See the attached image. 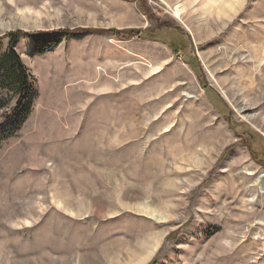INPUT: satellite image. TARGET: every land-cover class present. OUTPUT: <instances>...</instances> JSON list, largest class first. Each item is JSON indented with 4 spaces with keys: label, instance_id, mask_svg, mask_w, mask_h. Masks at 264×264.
Here are the masks:
<instances>
[{
    "label": "rangeland",
    "instance_id": "obj_1",
    "mask_svg": "<svg viewBox=\"0 0 264 264\" xmlns=\"http://www.w3.org/2000/svg\"><path fill=\"white\" fill-rule=\"evenodd\" d=\"M16 30L92 32L15 44L0 264H264V0H0Z\"/></svg>",
    "mask_w": 264,
    "mask_h": 264
},
{
    "label": "trees",
    "instance_id": "obj_2",
    "mask_svg": "<svg viewBox=\"0 0 264 264\" xmlns=\"http://www.w3.org/2000/svg\"><path fill=\"white\" fill-rule=\"evenodd\" d=\"M103 32L113 33L115 30H102ZM92 32L87 30H74V31H40L35 33H27L21 30H16L8 33L10 42L5 52L0 55V91L7 88L14 91L16 96L15 104L13 108L5 114L3 124H9L6 129L9 132H13L19 129L24 123L25 119L29 116L33 104V98L35 96L34 90L29 84V76L26 68L23 65L19 55L14 49L17 41L23 37L28 36L36 40L38 46L44 45L46 37H54L58 40L62 36H81L85 33ZM148 36H151L149 32H146ZM42 50H40V53ZM194 65L193 63H190ZM9 90V91H10ZM7 97L0 92V109H3L8 104Z\"/></svg>",
    "mask_w": 264,
    "mask_h": 264
},
{
    "label": "bare ground",
    "instance_id": "obj_3",
    "mask_svg": "<svg viewBox=\"0 0 264 264\" xmlns=\"http://www.w3.org/2000/svg\"><path fill=\"white\" fill-rule=\"evenodd\" d=\"M259 76H261L260 74L259 75H256V77L258 78Z\"/></svg>",
    "mask_w": 264,
    "mask_h": 264
}]
</instances>
